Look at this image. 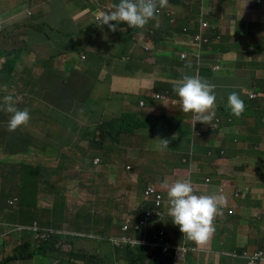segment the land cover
<instances>
[{"label": "clouds", "instance_id": "1", "mask_svg": "<svg viewBox=\"0 0 264 264\" xmlns=\"http://www.w3.org/2000/svg\"><path fill=\"white\" fill-rule=\"evenodd\" d=\"M61 3L68 27L57 18L51 17L56 27L44 22L47 15L37 7L26 12L23 26L42 34L40 39L49 48L36 50L21 44L12 51L0 47V235L9 239L23 232L32 234L13 255L0 258V264L37 257L64 262V253L71 252L64 251L62 244L70 240L109 244L123 254L122 264L185 262L199 247L212 242L217 228H229L221 217L226 207L224 194L238 199L253 195L257 206L251 216L260 219L259 200L264 196V0ZM188 26L197 34L184 38L182 32ZM4 32L5 22L0 20V34ZM123 43L133 50L119 54L120 58L136 66L150 65L164 88L163 93L137 98L138 106L145 107L148 99L163 107L166 118L180 107L186 114L181 122L192 124L187 133L203 143L204 155L215 166L204 173L196 160L200 166L196 172L195 163L190 162L195 144L189 145L190 150L177 155L170 171L163 173L180 177L169 183L162 174L156 185L141 184L148 205L128 214L120 225V237L88 238L72 231L71 221L89 211L98 199L113 195L115 180L131 171L132 163L120 141L131 133L135 115L123 110V100L111 89L108 98L114 108L110 113L91 110L79 93L67 89L68 81L54 63L61 60L59 48H63L77 59V74L89 82L109 81L116 69L107 59L113 56L114 44ZM31 70L35 85L26 82ZM46 75L53 77L59 90L43 88ZM107 85L113 88L111 81ZM64 93L72 96L74 106L67 110L49 106L53 96ZM27 127L36 130L29 133ZM167 144L160 139L154 147L162 150ZM222 160H233L236 166L225 171L218 165ZM125 161L130 165L125 166ZM236 209L246 214L242 206ZM23 216L35 219L28 229L23 227ZM168 218L179 237L167 236ZM259 230L263 233L259 245L245 243L240 252L225 256L264 264V226ZM55 241L59 246L49 250ZM86 261L96 264L92 257Z\"/></svg>", "mask_w": 264, "mask_h": 264}, {"label": "crops", "instance_id": "2", "mask_svg": "<svg viewBox=\"0 0 264 264\" xmlns=\"http://www.w3.org/2000/svg\"><path fill=\"white\" fill-rule=\"evenodd\" d=\"M34 7L47 15L44 22L56 27V22L51 17L57 18L61 20L64 27H68L64 17L65 7L61 0H0V20L5 22V32L0 34V47L12 51L21 44L32 46L36 50L43 47L49 48V45L40 39L42 34L23 26L27 23V10ZM63 42H67L66 37H63ZM132 50L133 47L125 43L114 44L111 49L113 56L108 58L107 62L112 64L116 70L111 71L115 76L111 77L109 81L89 82L77 74L75 72L77 59L65 54L63 48H59V52L63 55L61 60L54 63L56 71L68 81L67 89L70 92L79 93V97L87 101L91 110L103 109L110 113V110L114 108L108 98V90L111 89L115 96H120L123 100V110L128 114L135 115L131 133L120 141L125 157L132 163V166H129L131 171L121 174L115 180L116 191L113 195L98 199L89 211L77 215L71 221L70 229L74 232L84 233L88 238L120 237L122 235L120 225L128 218V214L134 215L136 210L148 205L143 196L145 187L151 186L147 184L156 185L160 176L170 171L176 156L190 150L189 144L191 142L187 132L192 124L189 121L181 122L186 114L181 111L180 107H176L174 113L166 118L163 107L153 105L148 99H145V107L140 108L138 106L137 98H146L153 93H163L164 88L158 82L150 65L136 66L131 64L129 60L120 58L119 54H128ZM37 56L41 59L39 54ZM127 64H131V66L120 72V69ZM110 81L113 88L107 85ZM43 88L51 92L59 90L60 86L57 83L54 86L53 77L46 75ZM129 91H131L130 95L127 93ZM170 96L175 99L173 93ZM160 139L167 140L168 144L166 148L157 150L154 146L160 143ZM205 151L203 143L195 144L194 160L191 159L190 162L195 163L196 168L194 170L196 172H200V166L196 164V160L199 161L204 173H210L215 166L204 155ZM145 152L152 154L145 155ZM156 152L160 153L157 156L153 155ZM218 165L225 171H231L232 166H236V163L233 160H222ZM240 171L239 169L238 173ZM163 175L169 183L172 182V179L180 177L176 174ZM239 175L241 174L239 173ZM145 183L146 186L140 192L141 184ZM224 195L226 207L221 217L229 228H217V232L209 245L199 247L195 255L187 261L179 260L176 264H249L245 260L234 259L225 256V254L240 252L244 249L245 243L253 247L262 242L263 233L259 227L264 226V196L259 200L261 218L254 219L251 216V210L257 205L253 195H247L245 199H238L234 194ZM6 197L4 196V198ZM237 206L238 208L242 206L246 214H239L236 209ZM228 211H233V213L229 215ZM166 231L169 238L180 236L177 228L171 222V218H168ZM23 241L24 238L20 235L9 239L1 238L0 235V258H8L13 255L17 246ZM58 246L59 242L55 241L49 246V250ZM62 248L64 251L67 249L71 252V254L69 252L64 253L66 256L64 262L52 258L37 257L33 260L16 261L10 264H75L69 262L67 260L69 258L79 264H87V257L95 258L96 264H122L123 254L111 245L102 242L70 240L62 244ZM224 248L228 252H225Z\"/></svg>", "mask_w": 264, "mask_h": 264}, {"label": "rangeland", "instance_id": "3", "mask_svg": "<svg viewBox=\"0 0 264 264\" xmlns=\"http://www.w3.org/2000/svg\"><path fill=\"white\" fill-rule=\"evenodd\" d=\"M131 64H127L126 66L122 67L120 69V72H122L125 68H128L130 67ZM26 82L32 84V85H35L37 82H36V78L33 74V71L31 70V72L29 73V75L26 77ZM38 83H41V80L38 82ZM129 95L131 94V91L127 92ZM36 105H40V102L39 101H36L35 102ZM49 106H55V107H59L60 109L62 110H67L69 108H71L72 106H74V102H73V98L72 96H70L69 94L67 93H64V94H59L58 96H53L50 100H49ZM36 130V127L33 128V127H27L26 128V131L27 132H34ZM189 140H190V144L189 145H193V144H197L199 143L195 138H192V137H189ZM158 155V153H157ZM156 155V156H157ZM93 156V155H92ZM125 163V166L126 165H130V162H124ZM35 219H30L29 217L27 216H23L22 217V223H23V227L25 229H28L29 226H32V223ZM41 230V227L39 228ZM49 229V228H48ZM42 231V230H41ZM20 236L25 238V239H30L32 238V234L31 233H26V232H23V233H20Z\"/></svg>", "mask_w": 264, "mask_h": 264}, {"label": "trees", "instance_id": "4", "mask_svg": "<svg viewBox=\"0 0 264 264\" xmlns=\"http://www.w3.org/2000/svg\"><path fill=\"white\" fill-rule=\"evenodd\" d=\"M183 34V37L184 38H187L189 35L191 36H195L197 33L195 31V28L191 27V26H188L186 27L185 31L182 32ZM13 259H10V261H12Z\"/></svg>", "mask_w": 264, "mask_h": 264}]
</instances>
